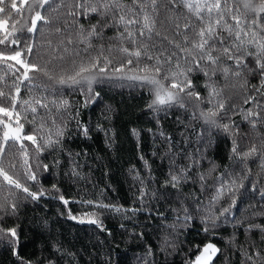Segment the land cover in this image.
Segmentation results:
<instances>
[{"label":"snow or ice","instance_id":"1","mask_svg":"<svg viewBox=\"0 0 264 264\" xmlns=\"http://www.w3.org/2000/svg\"><path fill=\"white\" fill-rule=\"evenodd\" d=\"M38 24L47 26L50 37L46 39L50 51L45 63L38 65L22 58L25 53L31 56L30 45L26 49L13 47L8 53L0 50V65L14 69L15 77L8 85L11 91L0 87V177L9 186L8 194L0 197V245L18 264H60L65 257L75 256L59 241L50 245L49 257L33 261L21 256L22 246L29 240L22 225L15 222L20 206L11 189L22 191L25 199L35 202L46 194L65 206L69 200L55 184L51 190L40 187L31 191L9 175L4 166L5 146L19 143L23 176L38 183L24 142L30 141L36 153L63 150V142L72 131L70 125L77 135L90 139L91 126L79 118L80 110L95 102L99 93L93 86L106 79L148 89L152 99L146 107L157 124L155 131H148L162 149L152 155L166 160L168 171L159 187L151 186L155 177L141 155L148 175H141L134 166L129 169L138 185L132 206L81 200L94 209L84 213L94 217L87 223L111 236L100 217L103 212L120 215L124 222L119 227L129 240L145 241L137 264H169L167 258L176 253L180 234L196 220L205 234L216 235L222 226H230L232 232L224 238L226 248L211 242L203 247L194 245L198 254L185 259L184 264H214L218 255L233 249L241 257L239 264H264V189L258 187L259 181H249L250 188L245 185L252 176L250 162H259L258 175L264 177V0H0V45H19L20 34L36 32ZM110 30L114 34L107 37ZM17 65L23 69L22 79L16 75L21 72ZM37 72L43 79L35 75ZM6 75H0V83ZM197 75L204 77L203 84L194 83ZM249 77L258 78V83L251 84ZM21 83L40 94L20 99ZM54 86L79 89L85 97L80 107ZM198 86L204 95L197 91ZM236 97L241 104L232 102ZM173 109L181 110L187 118L176 116L177 127L168 132L159 114L166 117ZM237 115L240 121L233 119ZM25 122L31 126L30 133L25 132ZM242 124L248 125V132L240 131ZM96 130L108 136L102 125L97 124ZM131 131L139 137V130ZM217 138L228 141L232 164L218 165L207 156ZM113 143L109 137V146ZM77 156L69 153L73 166L66 175L79 178ZM13 160L9 169L17 167ZM206 162L209 166L205 169ZM236 166H240L239 173L233 170ZM35 167L48 170V165ZM189 184L198 185L204 198L185 193ZM250 193L260 199L245 204ZM165 204L167 208L160 211ZM137 213L145 216L147 224L137 221ZM67 215L77 219L70 209ZM10 218H14L12 223ZM42 225L46 227L47 222ZM148 227L156 234L152 243L146 242L151 233L136 231ZM122 256L109 247L100 264H123ZM229 259L225 257L226 262Z\"/></svg>","mask_w":264,"mask_h":264},{"label":"trees","instance_id":"2","mask_svg":"<svg viewBox=\"0 0 264 264\" xmlns=\"http://www.w3.org/2000/svg\"><path fill=\"white\" fill-rule=\"evenodd\" d=\"M95 22L94 20L92 21ZM30 26V25H29ZM113 31H107L106 36L112 37ZM2 38V37H0ZM49 37L47 26L39 25L38 30L34 33L24 32L20 34L21 43L16 46L0 45V50L6 53L10 52L13 47L26 49L27 46H32L33 52L31 56L25 55L22 57L26 61L35 62L42 65L48 59L49 48L46 44V39ZM55 39V37H51ZM107 43V41H105ZM8 63L14 64L15 61ZM21 72L16 75L21 76L23 69L20 65ZM7 65H0V75H6L5 81L0 83V87L4 90L11 91L8 85H11L15 77ZM35 75L39 79H43L42 75L37 72ZM194 83L197 85L203 84L204 77L197 75L193 77ZM251 84H257L258 78L249 77ZM39 82V80L37 81ZM222 83V81H221ZM20 99H29L33 95H39L35 89H31L26 83L19 84ZM59 94L74 106L80 107L84 96L81 95L79 89L68 87H59ZM94 92L99 93L95 102L86 108H81L80 119L91 126L90 139H85L77 135L74 125L69 127L72 129L68 138L63 142V150L47 149L43 152L36 153L35 147L30 141H25L24 144L28 148L29 163L33 166V171L38 174V183L26 181L22 173V165L24 157L19 151V143L15 145H6V154L4 156V166L9 175L14 179H19L22 184H25L31 191H37L43 187L51 190L52 185H56L65 199L69 200L67 206L56 199H50L46 194L38 202L31 199H25L22 191L12 188L15 193V199L19 203V219L15 222L20 223L24 230V237L29 240L27 245L22 246L21 256L25 259L36 261L43 257L51 255L50 245L59 241L65 250L74 253V257H65L60 261V264H100L107 248L114 249V254H123V264H137V257L142 254L145 241L129 240V237L122 232L119 227L123 223V219L118 214L103 212L100 217L106 229L111 231L112 235L107 232H101L100 229L93 224L87 223L88 219L94 218L85 216L84 213L92 212L94 209L88 204L80 203L81 200H91L94 202H103L105 204L123 205L125 207L132 206L135 198L138 185L132 180L129 169L133 166L141 173L148 175L144 166V162L139 159L141 155L151 165L152 174L155 177L156 183L151 186L159 187V181H162L168 171L166 160H162L159 155L153 156V152H160L159 140L154 139L153 134L148 129L156 130V118L154 114L147 109V104L152 97L147 88L130 87L126 82H115L114 80H102L100 83L94 84ZM204 95V90L197 87ZM233 103L241 104V99L236 97ZM7 106V105H5ZM245 105L244 107H249ZM161 125L168 132H173L177 125L175 124L176 116L181 119L187 118V114L181 110L173 109L165 117L164 113H160ZM106 117H108L106 119ZM31 119V117H29ZM233 119L240 121L239 115ZM23 122V121H22ZM100 124L108 131V136L105 131L96 130V125ZM197 129L200 125L196 124ZM132 129L139 130V137L134 136ZM240 131L248 132L247 124H242ZM25 132H31V126L25 122ZM215 136V133H213ZM109 137L114 140V143L109 146ZM229 143L224 138H217L211 148L207 152V156L214 159L218 165H230L232 161L228 159ZM69 153L76 154V163L79 164L77 171L80 177L66 175L73 166V162L69 157ZM14 158L16 163L15 169H9V161ZM57 161L59 163H57ZM183 163V161H179ZM39 165H48V170L35 167ZM259 162H250L249 167L252 169V176L245 181L246 188H250L249 181H259L258 187L264 189V177L258 175L260 169ZM208 163L204 164V168H208ZM235 172H240V166L233 169ZM211 183V181H210ZM9 186L0 177V197L7 195ZM185 193H194L196 196H201L199 186L189 184L184 188ZM203 199L204 197L201 196ZM259 196L250 193V198L245 204L256 203L259 201ZM191 203V200L188 201ZM228 201L223 202V206H227ZM175 206V205H173ZM245 205H240L243 208ZM167 205L160 207V211H164ZM70 209L72 214L77 216L76 220L70 219L67 215V210ZM103 211V210H99ZM61 213H64L61 215ZM14 218L9 219V223L13 222ZM85 222L81 223L80 220ZM137 221L141 225L147 224V220L143 214L137 213ZM169 214V222H171ZM46 221L47 226H43L42 222ZM155 223V222H153ZM129 228L132 225H128ZM136 231H147L151 233L146 237L147 243H152L156 239V234L151 227L137 228ZM232 232L230 226H222L221 229L212 235L205 234L200 225V221L196 220L191 223V226L184 229L180 234L179 247L173 255L169 256V264H184L185 259H194L198 254L194 245H200L211 242L220 248H226L225 237H228ZM241 240L245 237L241 236ZM118 246V247H117ZM155 245H153L154 247ZM191 249V251H189ZM230 259L226 262L225 257ZM54 258V257H53ZM241 257L235 250H227L222 255H218L214 260V264H239ZM158 260H163L158 257ZM0 264H18V261L11 253L0 245Z\"/></svg>","mask_w":264,"mask_h":264},{"label":"rangeland","instance_id":"3","mask_svg":"<svg viewBox=\"0 0 264 264\" xmlns=\"http://www.w3.org/2000/svg\"><path fill=\"white\" fill-rule=\"evenodd\" d=\"M208 243V242H207Z\"/></svg>","mask_w":264,"mask_h":264}]
</instances>
